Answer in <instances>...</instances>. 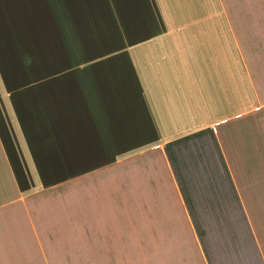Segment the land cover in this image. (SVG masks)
Returning a JSON list of instances; mask_svg holds the SVG:
<instances>
[{
    "label": "crops",
    "instance_id": "crops-1",
    "mask_svg": "<svg viewBox=\"0 0 264 264\" xmlns=\"http://www.w3.org/2000/svg\"><path fill=\"white\" fill-rule=\"evenodd\" d=\"M0 264H264V0H0Z\"/></svg>",
    "mask_w": 264,
    "mask_h": 264
}]
</instances>
